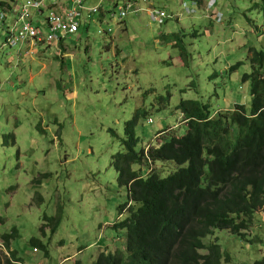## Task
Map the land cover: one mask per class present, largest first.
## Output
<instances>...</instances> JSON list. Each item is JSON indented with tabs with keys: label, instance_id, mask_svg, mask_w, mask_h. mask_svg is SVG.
<instances>
[{
	"label": "rangeland",
	"instance_id": "374dc122",
	"mask_svg": "<svg viewBox=\"0 0 264 264\" xmlns=\"http://www.w3.org/2000/svg\"><path fill=\"white\" fill-rule=\"evenodd\" d=\"M210 1L157 0L174 14L162 25L145 12L118 23L105 2L61 43L0 54V236L17 230L10 249L21 264H91L102 251L124 249L123 233L111 224L127 191L110 158L122 149L125 121L137 108L145 112L135 127L139 145L154 142L164 128L184 133L176 109L181 99L212 111L235 103L249 109V81L242 76L250 72L249 49L264 51V0H215L209 8ZM164 163L157 169L162 176L176 169ZM57 213L56 231L44 226L42 235L43 218ZM257 213L250 240L215 229L205 241L219 237L241 264L264 259V210ZM31 239L46 246L47 258L32 250ZM6 255L0 239V256Z\"/></svg>",
	"mask_w": 264,
	"mask_h": 264
},
{
	"label": "trees",
	"instance_id": "16d2710c",
	"mask_svg": "<svg viewBox=\"0 0 264 264\" xmlns=\"http://www.w3.org/2000/svg\"><path fill=\"white\" fill-rule=\"evenodd\" d=\"M246 60L250 72L242 79L249 81L248 110L235 103L232 109L212 111L199 100L181 99L176 109L184 133L164 128L146 145H139L135 133L145 112L137 108L125 121L122 149L110 158L118 184L127 191L111 224L123 233L124 249L116 245L112 252L102 251L91 264H241L223 250L219 237L209 243L205 238L219 229L250 240L247 231L264 210V51L250 48ZM166 161L176 169L162 176L157 169ZM43 219L47 224L41 234L46 226L53 234L59 214ZM17 236L15 228L0 236L7 251L0 264H21L10 249ZM30 244L48 257L40 240L31 239ZM245 264H264V259Z\"/></svg>",
	"mask_w": 264,
	"mask_h": 264
},
{
	"label": "built area",
	"instance_id": "2783aa9c",
	"mask_svg": "<svg viewBox=\"0 0 264 264\" xmlns=\"http://www.w3.org/2000/svg\"><path fill=\"white\" fill-rule=\"evenodd\" d=\"M14 1V2H13ZM48 0H28L19 3L18 0L11 2L0 0V54L6 49L26 47L25 54L33 53V49L39 44H54L64 37L75 35L82 26L89 24L104 9L105 2L114 6L110 19L121 23L129 15H137L145 11L150 20L159 25L174 18V14L164 8L153 4L154 0H99L89 5L87 0H64L62 6L49 8L44 21L39 18L43 15ZM215 0L208 3L211 8ZM183 7L187 14L194 10ZM219 19V15L216 18ZM110 30H107L109 32ZM104 34V31H97Z\"/></svg>",
	"mask_w": 264,
	"mask_h": 264
},
{
	"label": "crops",
	"instance_id": "0c3cea01",
	"mask_svg": "<svg viewBox=\"0 0 264 264\" xmlns=\"http://www.w3.org/2000/svg\"><path fill=\"white\" fill-rule=\"evenodd\" d=\"M99 0H87V3L89 4V5H92V4H95V3H97ZM64 2V0H48V7L46 6V9H45V11H44V13H43V15L39 18V20H40V23H42L43 21H44V19H45V17L47 16V13L49 12V8H57V7H60V6H62V3ZM153 4L154 5H156V6H159V4L157 3V0H154L153 1ZM161 7V6H160ZM163 8V7H162ZM167 11V10H166ZM145 11H143V12H139V13H137V15L138 14H140V13H144ZM146 13V12H145ZM147 14V13H146ZM148 15V14H147ZM130 16V15H129ZM124 21H122V23H123ZM62 41V40H61ZM61 41H60V43H61ZM59 43V42H58Z\"/></svg>",
	"mask_w": 264,
	"mask_h": 264
},
{
	"label": "bare ground",
	"instance_id": "6f19581e",
	"mask_svg": "<svg viewBox=\"0 0 264 264\" xmlns=\"http://www.w3.org/2000/svg\"><path fill=\"white\" fill-rule=\"evenodd\" d=\"M195 11V10H194ZM194 13V12H193ZM122 23V22H121ZM54 45V44H53Z\"/></svg>",
	"mask_w": 264,
	"mask_h": 264
}]
</instances>
